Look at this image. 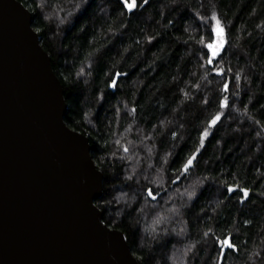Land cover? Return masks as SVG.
I'll return each instance as SVG.
<instances>
[{"label": "trees", "instance_id": "obj_1", "mask_svg": "<svg viewBox=\"0 0 264 264\" xmlns=\"http://www.w3.org/2000/svg\"><path fill=\"white\" fill-rule=\"evenodd\" d=\"M20 1L64 86L65 122L88 136L104 174L96 205L134 256L221 264L216 239L231 233L237 249L222 264H264V0H138L132 13L121 0ZM213 14L227 31L223 77L207 70L199 43Z\"/></svg>", "mask_w": 264, "mask_h": 264}, {"label": "water", "instance_id": "obj_2", "mask_svg": "<svg viewBox=\"0 0 264 264\" xmlns=\"http://www.w3.org/2000/svg\"><path fill=\"white\" fill-rule=\"evenodd\" d=\"M67 112L32 12L0 0V264H144L104 222V174Z\"/></svg>", "mask_w": 264, "mask_h": 264}, {"label": "snow or ice", "instance_id": "obj_3", "mask_svg": "<svg viewBox=\"0 0 264 264\" xmlns=\"http://www.w3.org/2000/svg\"><path fill=\"white\" fill-rule=\"evenodd\" d=\"M123 7L129 12L132 13L134 10L139 7L138 0H121ZM142 3L146 4L148 0H141ZM39 31V29H37ZM199 43L202 45L201 48V54L202 59L204 60V65H207V70L215 73L216 76L223 77L225 75V69L223 67H217V62L222 60L223 54L225 52L226 46L228 44L227 39V31L225 26L223 25L221 19L213 14L211 17V27L208 32V35L202 36L199 40ZM204 65H201L202 67ZM120 76V73H115L114 77L112 78L110 82V87H116L117 86V80ZM222 90L224 92L229 91V81L227 79L224 80L222 85ZM207 103V101H205ZM220 108H227L228 107V99L227 97L220 100ZM223 117V113L219 110L216 111L214 115H212L206 123V126L199 134V147L196 148L194 152H192L186 160L181 165V168L179 171L182 174H186L189 172V170L195 166V162L197 159L198 154L200 153L201 149L205 146V142L207 138L212 135L211 129L216 128V126L219 124ZM175 135V133H173ZM127 151V149H125ZM177 180L180 179V176L178 175L176 177ZM237 189H239L243 196L240 197L241 202L246 200L249 196V189L247 188H240L239 185H229L227 187L228 192H234ZM148 196L155 199L153 192L151 189L147 192ZM216 243L219 245V261L222 264L223 258L225 256L226 250H236L237 245L233 242V237L231 233H228L223 238H217Z\"/></svg>", "mask_w": 264, "mask_h": 264}]
</instances>
